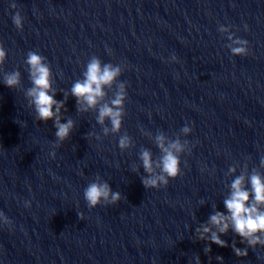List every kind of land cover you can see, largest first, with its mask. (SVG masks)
Segmentation results:
<instances>
[{
    "label": "clouds",
    "instance_id": "clouds-1",
    "mask_svg": "<svg viewBox=\"0 0 264 264\" xmlns=\"http://www.w3.org/2000/svg\"><path fill=\"white\" fill-rule=\"evenodd\" d=\"M12 9L17 5L12 3ZM13 24L18 30L23 29V17L19 11L12 16ZM245 30L247 25L245 24ZM218 31L227 33V38L232 41L229 49L233 56L248 55V41L238 38L231 32L230 27L220 25ZM7 58V52L0 43V67H3ZM176 59L175 56L172 57ZM46 58L36 51L27 53L25 64L28 66L31 87L25 91L28 106L31 107L38 121L47 123L54 122L55 143L53 149L58 148L66 141L75 128V121L71 118L62 122L61 109L65 107V101L55 99V90L51 85V70ZM124 68L121 65L112 63L101 64V60L93 56L86 65L83 80L76 81L71 87V95L75 98L78 112H86L88 109H95L97 104L105 96L104 86L111 87L115 84L117 91L115 98L111 100V106L107 103L99 107L96 122L102 126L104 136L118 134L121 132L123 118L126 115L125 101L127 91L125 82H120ZM3 84L10 89H17L21 85V73L19 70L5 72ZM108 120L110 127L105 125ZM192 127L187 124L180 129V132L187 137L192 132ZM97 140L102 139L95 133H89ZM156 147L162 155L158 160H153L152 152L148 149H141L139 158L141 167L147 174L141 176V181L145 189H159L167 187L169 180L176 179L182 174L181 155L187 151L191 154L192 146L187 139L181 140L179 136L175 139H168L163 134L155 136ZM133 146L132 138L125 132L119 136L118 147L123 152ZM50 156L54 159L56 152L53 150ZM264 166V158L261 159ZM134 172H139L138 167H133ZM229 171L235 172V168ZM250 188L245 185V176H237L231 183L230 195L223 201L225 212L216 211L209 216L208 222L202 224L196 231L198 239L209 240L211 244L219 247H229L228 243L221 239L222 234H227L229 228L240 237V242L245 245L239 248L235 243L231 245L232 251L237 257L248 256L249 249H255L258 245L264 247V177L254 172L248 177ZM84 199L89 209L96 208L98 205H115L121 200V193L113 191L107 181H102L97 175L84 189ZM26 207H30V202H25ZM80 220L84 219L83 213H77ZM0 221L4 225L12 222L0 212ZM215 229V230H213ZM211 252V247L205 248V253ZM196 264H200L199 257H196ZM217 260L223 261V257L218 256Z\"/></svg>",
    "mask_w": 264,
    "mask_h": 264
}]
</instances>
